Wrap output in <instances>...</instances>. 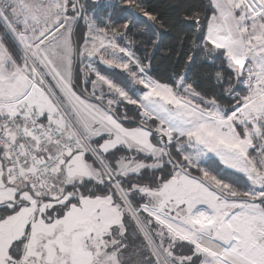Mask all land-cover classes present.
<instances>
[{
  "label": "snow or ice",
  "instance_id": "1",
  "mask_svg": "<svg viewBox=\"0 0 264 264\" xmlns=\"http://www.w3.org/2000/svg\"><path fill=\"white\" fill-rule=\"evenodd\" d=\"M0 264H264V0H0Z\"/></svg>",
  "mask_w": 264,
  "mask_h": 264
},
{
  "label": "trees",
  "instance_id": "2",
  "mask_svg": "<svg viewBox=\"0 0 264 264\" xmlns=\"http://www.w3.org/2000/svg\"><path fill=\"white\" fill-rule=\"evenodd\" d=\"M151 3H152L153 5H155V6H158V5L161 3V0H151ZM171 43H172V39H171L170 36H165V37L163 38V44H164V46H168V45L171 44ZM163 55H164V50H163V48H162L161 53L158 55L157 63H160V64L163 63V62L161 61V59H160Z\"/></svg>",
  "mask_w": 264,
  "mask_h": 264
}]
</instances>
